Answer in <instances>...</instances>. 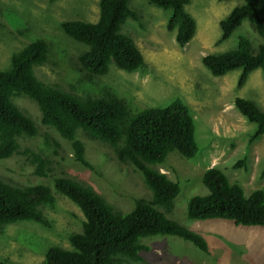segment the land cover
Segmentation results:
<instances>
[{
	"label": "rangeland",
	"instance_id": "374dc122",
	"mask_svg": "<svg viewBox=\"0 0 264 264\" xmlns=\"http://www.w3.org/2000/svg\"><path fill=\"white\" fill-rule=\"evenodd\" d=\"M243 3L244 0H189L185 9L195 21L196 32L180 48L175 32L167 29L170 10L160 9L148 0H131L129 7L138 20L128 19L121 34L137 46L146 65L132 73L111 65L106 75L89 79L78 61L88 47L67 36L61 24L96 23L99 0H0V70H9L12 55L42 39L49 45L48 60L35 66L34 72L45 85L79 98L96 99L110 93L133 114L146 108H166L176 99L190 109L198 154L185 159L174 150L164 163L150 167L181 186L173 208L160 211L167 219L203 235L210 252L204 253L178 237L155 236L141 240L147 251L142 253L143 260L135 264H264V228L237 226L217 219L191 221L187 217L190 199L207 194L202 177L209 168L220 169L246 195L264 190V135L251 142L256 125L249 123L234 105L236 98H244L264 111V75L255 70L239 87L241 70L215 77L202 61L207 55L234 50L240 37L250 40L254 49L264 43L248 21L230 39L220 42V22ZM13 101L35 123L38 135L20 138V153L0 161V180L17 186L47 185L52 188L56 202L42 209L48 226L17 223L0 232V262L45 264L49 247L70 248V234L82 232V212L56 193V178L70 179L93 189L120 213L132 211L135 200H151L142 174L130 164L120 163L112 147L79 131L77 139L85 146V158L92 166L89 169L74 159L69 141L41 123L36 102L26 96ZM47 139L56 142L59 148L47 146ZM33 155L45 162L47 177L36 175L38 162ZM239 161H244L245 166L234 168Z\"/></svg>",
	"mask_w": 264,
	"mask_h": 264
},
{
	"label": "trees",
	"instance_id": "16d2710c",
	"mask_svg": "<svg viewBox=\"0 0 264 264\" xmlns=\"http://www.w3.org/2000/svg\"><path fill=\"white\" fill-rule=\"evenodd\" d=\"M131 0H99L96 23L66 21L62 31L88 47L78 61L88 78L106 75L110 66L132 73L146 65L141 51L130 38L121 34L123 24L137 21L129 7ZM163 10H170L167 29L175 32L180 48L194 37L196 24L186 11L189 0H148ZM264 0H244L220 22L221 39L225 42L244 21L251 23L264 41ZM49 45L38 39L12 55L9 70H0V161L20 153V138L38 135L35 123L14 104V99L26 96L36 102L41 123L54 129L71 143L74 159L92 169L85 158V146L77 139L82 131L114 149L117 160L130 164L143 177L151 192V200H135L130 212L120 213L107 204L93 189L66 178L54 180V190L75 204L82 212L81 233L70 234V248L51 246L45 254V264H135L143 260L147 248L141 240L155 236L178 237L208 253L209 245L203 235L169 220L160 211L171 210L181 193L180 183L150 166L165 162L168 153L177 151L192 159L199 151L195 138L194 118L180 100L166 108H146L133 114L110 93L101 98L76 97L38 80L34 67L48 60ZM204 66L215 77L241 70L238 86L242 87L250 74L261 70L264 75V43L254 49L250 40L240 37L234 50L203 58ZM236 109L256 130L250 137L254 142L264 135V111L254 102L236 98ZM46 145L59 148L56 142ZM38 162L36 175L47 177L44 161ZM245 166L244 161L233 167ZM264 175V171H263ZM207 190L194 196L187 207L191 221L227 220L237 226L264 228V190L246 195L238 183H231L218 168L207 169L202 177ZM55 194L47 185L17 186L0 180V232L17 223H37L48 226L43 208L52 207ZM0 264H5L0 262Z\"/></svg>",
	"mask_w": 264,
	"mask_h": 264
}]
</instances>
